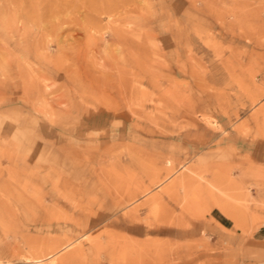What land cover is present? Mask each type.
I'll use <instances>...</instances> for the list:
<instances>
[{
    "label": "rangeland",
    "instance_id": "rangeland-1",
    "mask_svg": "<svg viewBox=\"0 0 264 264\" xmlns=\"http://www.w3.org/2000/svg\"><path fill=\"white\" fill-rule=\"evenodd\" d=\"M228 176L250 231L264 0H0V264H222Z\"/></svg>",
    "mask_w": 264,
    "mask_h": 264
},
{
    "label": "crops",
    "instance_id": "crops-1",
    "mask_svg": "<svg viewBox=\"0 0 264 264\" xmlns=\"http://www.w3.org/2000/svg\"><path fill=\"white\" fill-rule=\"evenodd\" d=\"M204 191L206 193L203 195H210V189L206 188ZM260 197L264 198V194ZM216 202L218 201L211 202L210 207L208 205L207 210L212 207L217 209H212L206 221L200 224L199 233L209 237L220 249L221 263L264 264V221L256 225L254 220L250 219V231L238 228L237 226H244L246 221L244 210L235 208V215L232 216L225 213ZM260 215L264 220V212Z\"/></svg>",
    "mask_w": 264,
    "mask_h": 264
},
{
    "label": "bare ground",
    "instance_id": "bare-ground-1",
    "mask_svg": "<svg viewBox=\"0 0 264 264\" xmlns=\"http://www.w3.org/2000/svg\"><path fill=\"white\" fill-rule=\"evenodd\" d=\"M219 178H221V176H219ZM226 180V181H225ZM213 179L210 181V188L212 189H216L218 191V194H220V198L218 200V205H220V207L222 208V210L229 214V215H235V211H236V207L235 204L237 203L235 198H238L237 195L240 193V187H238V185L236 184V182L234 181V179H232L231 177L228 176L227 179ZM223 196L225 198H223ZM234 196V197H233ZM236 196V197H235ZM248 197V196H247ZM231 198H233L234 203L233 204L231 201ZM230 200V201H229ZM152 209L154 210L156 205H155V201L152 200ZM238 208V207H237ZM199 209V208H197ZM240 209V208H239ZM202 211V210H201ZM243 211V210H242ZM192 212V211H191ZM203 212V211H202ZM239 212V211H238ZM241 214V213H240ZM246 215V214H245ZM236 217V216H235ZM234 219V218H233ZM235 221V220H234ZM250 223V222H249Z\"/></svg>",
    "mask_w": 264,
    "mask_h": 264
}]
</instances>
